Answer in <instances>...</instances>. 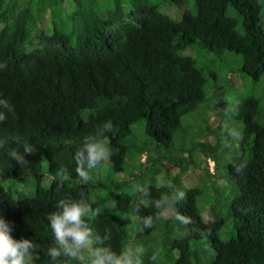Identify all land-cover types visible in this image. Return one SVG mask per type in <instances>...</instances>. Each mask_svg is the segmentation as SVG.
I'll return each mask as SVG.
<instances>
[{
	"label": "trees",
	"instance_id": "trees-1",
	"mask_svg": "<svg viewBox=\"0 0 264 264\" xmlns=\"http://www.w3.org/2000/svg\"><path fill=\"white\" fill-rule=\"evenodd\" d=\"M166 1L178 9L187 2ZM193 2L196 14L184 12L176 21L149 0H0V82L18 80L22 87L0 121V183L33 184L32 195L19 198L0 186V219L15 241L31 242L26 264H75L61 262L65 253L48 219L60 211V201L88 210L83 219L94 231L89 260L96 249H104L141 264H264L259 101L247 97L238 107L243 122L234 146L238 157L217 155L220 147L229 148L217 138L221 127L210 123L215 138L194 137L176 162L163 159L173 150L182 118L205 100L206 78L194 58L183 54L189 47L234 53L242 59L244 75L256 82L264 76V11L257 0ZM229 8L240 16L242 33ZM37 37L41 43L33 45ZM221 89H216L215 106L225 111L229 104ZM142 120L147 141L140 142L132 126ZM89 144L106 149L91 167ZM131 155L138 162L145 155V164L137 165L139 176L125 174ZM197 155L203 164L195 162ZM104 159L109 167L102 177ZM169 165L176 169L173 175ZM189 166L203 168L201 188L233 179V189L221 200L225 216L220 207L198 203L200 187L181 183ZM209 201L219 203L214 197ZM228 219L232 236L223 240L219 233ZM54 248L61 249L55 258L49 255Z\"/></svg>",
	"mask_w": 264,
	"mask_h": 264
},
{
	"label": "rangeland",
	"instance_id": "rangeland-1",
	"mask_svg": "<svg viewBox=\"0 0 264 264\" xmlns=\"http://www.w3.org/2000/svg\"><path fill=\"white\" fill-rule=\"evenodd\" d=\"M149 2H152L153 4L157 5L160 8L161 12L168 14L172 19L176 21H179L181 19L184 12L190 11L191 13L196 14V9L193 0H187L186 4L180 9L170 5L166 0H149ZM257 2L261 5L262 10L264 11V0H257ZM105 5V2L101 3V6ZM227 14L237 20V30L238 32L242 33L243 28L239 20L240 16H238L237 13L231 8L228 9ZM99 15L104 16L105 13L101 11L99 12ZM261 26L264 29V23L261 24ZM183 54L194 58L197 63V66L201 69L202 73L206 78L204 86L205 100L197 106L195 111L189 113L188 115L182 118L180 129L175 133V144L173 150L168 154H164L163 159L165 160L166 158L167 160L170 158L171 160L176 162L175 156L184 153V151L182 150L184 148L190 147L193 144L192 141L194 137V140L197 137L203 135L205 138H207L208 136H213L215 138V134L212 130V128H214L215 126H220L222 129L216 133L217 138L220 140L219 136H221V138L224 140L225 145H227V148H229V150L226 151L220 147L217 151V155L224 159L238 157L239 150L236 151L234 146L238 144V141L240 140L243 131V122L238 118V107L241 105L242 101L245 98L252 96L259 101L260 107L262 109V115H264V76L256 82L244 75L241 72V57L231 52H224L220 55H217L215 53L207 52L198 44H194L193 46L189 47ZM212 75L216 76V80L212 77ZM219 86L222 88L219 93L223 94L222 97L229 104L228 109L225 111H223L222 109H217L215 106L217 96L216 89ZM225 112L229 113L225 114ZM81 117L85 119L86 115L82 114ZM210 123L212 128L210 126ZM132 132L137 137V139L140 140V142H143L144 140L147 141V138L144 136L143 120L138 122L136 125L132 126ZM207 139L210 140L209 137ZM168 156L170 157L168 158ZM249 156L250 153L249 151H247V155L245 156L244 161H247ZM128 160H130V162L132 163V167L126 166L125 174L139 176V169L137 168V165L139 166L140 162L142 164H145V155L141 156L139 162L138 156L136 155H131ZM195 162L197 164H203L202 160L199 158L198 155L195 157ZM206 162L209 170L213 172V162L209 160H207ZM108 167L109 164L107 163V159H104L101 169L103 170L102 174L99 173L102 177H105V175L107 174L106 170ZM195 167L197 168V170H194L192 169V167H190V169L193 170L192 173L194 174L190 173L189 170L183 175L181 179V183L184 184L185 188H194L202 186L203 178L200 177V172L203 176V168L199 169L200 166ZM168 168L170 173L173 175L176 169L170 165L168 166ZM182 168L184 169L183 166ZM151 169L152 170L149 173L150 178L154 175L152 172L154 170L153 167H151ZM96 174L99 175L98 172H96ZM220 174L223 173L220 171ZM131 175H128L127 179ZM161 177H163V173L157 176L158 183L156 184H159V178ZM136 180L138 181L139 179L136 177ZM134 181L135 179L132 180L133 183ZM213 181L216 183L213 184L209 182L207 184H204L203 187L205 189L200 187V189H202L203 191L200 194L201 196L197 198L198 203L208 204V206L212 208L220 207L221 215L225 216V209H222L223 203L221 200L225 195H227L226 191H230L233 189L234 181L232 178L224 180L228 181V184L219 179ZM165 182L167 181L165 180ZM0 186L10 191L13 198L30 196L33 193V184L29 181L23 182L21 179L13 181L5 180L4 182L0 183ZM183 193L184 192L182 190L181 194ZM100 194L104 195L107 194V192L102 191L100 192ZM213 197L217 201H219L218 205L217 203L209 201V199ZM100 198L103 197L99 196V199ZM209 213L210 210L208 209V212H205V217H207ZM129 227L131 228V226ZM219 235L223 240L230 239V237L232 236V225L230 219L225 221V225L220 231ZM28 259L29 256L25 255L26 263ZM87 264H90L89 260H87Z\"/></svg>",
	"mask_w": 264,
	"mask_h": 264
},
{
	"label": "clouds",
	"instance_id": "clouds-1",
	"mask_svg": "<svg viewBox=\"0 0 264 264\" xmlns=\"http://www.w3.org/2000/svg\"><path fill=\"white\" fill-rule=\"evenodd\" d=\"M37 41L39 44L41 43L37 37L33 41V45ZM27 47L31 48L29 45ZM21 88V82L18 80L13 81L10 85L0 82V121L4 119L3 115L7 114L10 105L19 96ZM86 152L90 167L106 155V149L98 144L87 145ZM183 154L186 153L180 155ZM199 169H202V167H199ZM77 172L85 180L88 179L87 174L81 168L78 167ZM192 172L193 170L190 171V173ZM210 173H214V171H210ZM200 177H202L201 172ZM113 202L110 203L113 204ZM58 207L60 211L51 214L48 219L55 238L65 253L61 262H75L76 264V260L79 259L81 264H87L88 255L92 252L90 234L92 235L94 232L92 224H89L87 228L83 219L88 214V210L83 204L76 202L60 201ZM31 248L32 244L28 240L15 241L9 234L8 225L3 219H0V264H26L25 254ZM61 249H51L49 255L53 258L58 257L61 255ZM89 261L90 264H141L138 258L133 260L128 254L117 257L104 249H96Z\"/></svg>",
	"mask_w": 264,
	"mask_h": 264
}]
</instances>
